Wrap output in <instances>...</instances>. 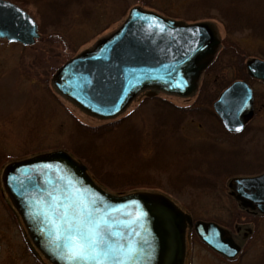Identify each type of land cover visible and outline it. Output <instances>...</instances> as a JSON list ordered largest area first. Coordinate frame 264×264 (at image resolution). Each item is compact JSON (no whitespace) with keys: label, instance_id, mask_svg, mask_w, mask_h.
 <instances>
[{"label":"rangeland","instance_id":"rangeland-1","mask_svg":"<svg viewBox=\"0 0 264 264\" xmlns=\"http://www.w3.org/2000/svg\"><path fill=\"white\" fill-rule=\"evenodd\" d=\"M227 1L14 2L35 17L40 37L29 46L0 39V264H50L30 247L24 223L12 207L2 182L5 166L43 152L71 153L79 148L88 156L96 150L93 159L101 154L114 156L124 165V172L142 169L141 176L161 183L163 188L150 185L140 187L139 191L163 193L194 220L220 223L243 246L241 256L231 261L189 231L185 264H264V215L240 207L228 187L234 177L264 172V82L250 78L246 69L248 60H264V0H245L236 9ZM135 6L186 23L209 20L215 24L222 44L193 96L184 98L164 92L157 97L141 95L117 118L98 119L62 96L53 76L69 59L115 31ZM227 44L229 48L222 50ZM242 76L254 88L255 117L241 135L233 136L224 129L213 103L228 84ZM203 86L205 94L201 92ZM156 102L164 105L170 102L179 107L209 102L213 114L204 110L195 116L197 121L184 120L181 127L172 129L171 124L170 128H163L154 123ZM109 121L121 122L97 141L103 146L91 145L90 139L81 137L78 130L79 123L100 126ZM133 137L138 139L136 144ZM131 150L133 153L137 150L136 155L130 157ZM186 168L190 174L182 177ZM112 182L114 186L125 183Z\"/></svg>","mask_w":264,"mask_h":264},{"label":"water","instance_id":"water-1","mask_svg":"<svg viewBox=\"0 0 264 264\" xmlns=\"http://www.w3.org/2000/svg\"><path fill=\"white\" fill-rule=\"evenodd\" d=\"M39 37L33 16L9 0H0V39L29 46ZM220 43L210 21L186 23L135 6L120 27L58 68L53 83L61 95L85 112L113 118L146 90H151L148 96L157 91L193 95ZM246 66L251 77L264 81L263 59L252 58ZM214 109L229 132H242L254 116L252 87L247 81H234L219 95ZM2 179L33 248L52 264H68L61 258L63 240H57L50 221L58 217V213L54 215V197L63 202L70 194L72 199L95 202L120 233L125 248L129 242L133 245L128 264H184L188 228L227 258H235L241 250L220 224L194 222L165 194L106 190L83 162L65 150L11 162ZM228 186L242 207L264 213V173L234 177ZM62 206L56 204L57 209Z\"/></svg>","mask_w":264,"mask_h":264},{"label":"snow or ice","instance_id":"snow-or-ice-1","mask_svg":"<svg viewBox=\"0 0 264 264\" xmlns=\"http://www.w3.org/2000/svg\"><path fill=\"white\" fill-rule=\"evenodd\" d=\"M48 196L52 197L53 193ZM54 200V215L58 213V217L50 222L57 240H63L62 259L68 264H128L133 245L129 242L125 248L120 233L95 202L72 199L71 194L63 202L56 197ZM60 203L63 206L57 209L56 204Z\"/></svg>","mask_w":264,"mask_h":264},{"label":"trees","instance_id":"trees-1","mask_svg":"<svg viewBox=\"0 0 264 264\" xmlns=\"http://www.w3.org/2000/svg\"><path fill=\"white\" fill-rule=\"evenodd\" d=\"M244 1L245 0H228L227 2L230 4V7H234L236 9ZM245 18L242 17V19H245ZM227 27H228V24H227ZM227 27L225 26V28ZM225 47L229 48L228 44L225 45L222 50H224ZM237 54H239V52ZM201 92L205 94L204 86L201 88ZM154 106H155L154 107L155 108V114H154L155 126H161L163 128H168V127L170 128L171 124L174 125L172 126V129H175L176 126L178 128L179 125L181 127L184 120L189 121V122L194 121L197 119V117L195 116L197 115L199 116L201 114L200 112L204 110L213 114V109L210 107L209 102H200L199 105H194V106H189V107H179V106L173 105L170 102H168V105H164L163 103L156 102ZM179 115H182V116L179 118ZM120 122L121 121H114V122L102 124L100 126H88V125L79 123L78 130L80 131L81 137L83 135V137L85 136V137H88V139H90L91 145L94 144L98 146H103V145H100V143H98L97 141L103 140L106 134L113 131L115 127L120 126ZM131 139L133 140L132 142L134 144L138 142L137 137L136 139L134 137ZM94 151H91V156H88L87 152H82L80 148L78 150L77 149L74 150L71 153L78 159L85 161L89 165V171L90 173H92L96 181L99 184H101L103 187L107 188L108 190L113 191L115 193H126V192L141 190L140 187L150 186V185L152 186L157 185L153 187L163 188V185L161 183L152 181L149 179V177L144 178L143 176H141L142 169L134 168L132 170L124 172L123 171L124 165H121L117 161V158H115L114 156L109 158V155L101 154L100 157L93 159L94 156L92 155H94L97 152V151L96 152ZM136 152L137 150L134 151V153H133V150H131L130 157H132L133 155H136ZM192 154L193 152L189 153L188 156H191ZM182 155H184V153H182ZM119 157L124 158V156L122 155H119ZM190 166L191 165L189 164L188 167ZM92 169L94 171H91ZM237 170H240L241 172L245 171L243 168H238ZM187 171L188 169L186 168V170H183V172H181L182 177L184 175H187L186 174L188 173ZM258 173L259 172H254V173L251 172L250 175H254ZM226 174L232 175L231 173H228V172ZM123 175H125L126 177H122ZM112 181L125 182V183H123L120 186L119 185L114 186Z\"/></svg>","mask_w":264,"mask_h":264},{"label":"flooded vegetation","instance_id":"flooded-vegetation-1","mask_svg":"<svg viewBox=\"0 0 264 264\" xmlns=\"http://www.w3.org/2000/svg\"><path fill=\"white\" fill-rule=\"evenodd\" d=\"M254 117H255V115H254ZM254 117H253V119H254ZM252 119V120H253ZM251 120V121H252ZM251 121L247 124V126H246V129H247V127L249 126V124L251 123ZM250 212L251 213H253V214H259V210L258 209H252V210H250ZM252 230V229H251ZM253 231V230H252Z\"/></svg>","mask_w":264,"mask_h":264}]
</instances>
